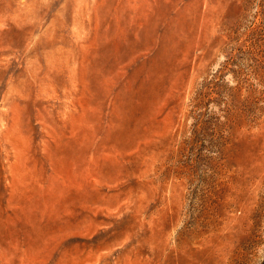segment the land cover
I'll use <instances>...</instances> for the list:
<instances>
[{"label": "rangeland", "instance_id": "obj_1", "mask_svg": "<svg viewBox=\"0 0 264 264\" xmlns=\"http://www.w3.org/2000/svg\"><path fill=\"white\" fill-rule=\"evenodd\" d=\"M0 264H264V0H0Z\"/></svg>", "mask_w": 264, "mask_h": 264}]
</instances>
